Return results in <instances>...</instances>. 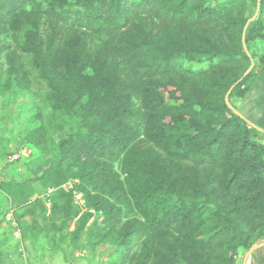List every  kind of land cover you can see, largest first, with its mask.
Wrapping results in <instances>:
<instances>
[{"label":"trees","instance_id":"1","mask_svg":"<svg viewBox=\"0 0 264 264\" xmlns=\"http://www.w3.org/2000/svg\"><path fill=\"white\" fill-rule=\"evenodd\" d=\"M245 1L0 0V36L23 34L53 109L77 120L60 161L120 225L123 264H237L264 241V143L226 102L260 70L264 0L246 76Z\"/></svg>","mask_w":264,"mask_h":264},{"label":"rangeland","instance_id":"2","mask_svg":"<svg viewBox=\"0 0 264 264\" xmlns=\"http://www.w3.org/2000/svg\"><path fill=\"white\" fill-rule=\"evenodd\" d=\"M257 2L245 1L248 15ZM22 42L23 34L0 36V264H123L127 250L119 239L120 225L106 221L60 161V141L77 131V120L53 109L49 88L32 54L21 50ZM9 49L17 52L25 77L10 73ZM254 49L262 60L264 42ZM207 66L185 62L186 68ZM255 139L264 143V134L257 130ZM25 148L31 150L28 156L11 161ZM9 209L15 221L10 226L3 220ZM133 240L131 252H139L140 242ZM125 264H133L130 257Z\"/></svg>","mask_w":264,"mask_h":264},{"label":"crops","instance_id":"3","mask_svg":"<svg viewBox=\"0 0 264 264\" xmlns=\"http://www.w3.org/2000/svg\"><path fill=\"white\" fill-rule=\"evenodd\" d=\"M236 104L238 110L249 120L264 128V63L261 64L260 70H257L255 76L252 78L246 95L236 101ZM9 211L11 210L9 209L7 212ZM3 220L10 226L9 221L6 220V216L3 217ZM247 264H264V247L259 248L251 254L247 260Z\"/></svg>","mask_w":264,"mask_h":264},{"label":"water","instance_id":"4","mask_svg":"<svg viewBox=\"0 0 264 264\" xmlns=\"http://www.w3.org/2000/svg\"><path fill=\"white\" fill-rule=\"evenodd\" d=\"M262 0H258L257 2V6H256V10L253 14V16L251 18H249V20L247 21V24L244 28V33H243V44H244V50L245 52L251 57V53L249 51V48L246 44V36H247V31H248V27L250 24H252L253 22H255V20L258 18L260 11H261V5H262ZM251 61L252 64L250 66V68L246 71L245 76L248 75L254 68L255 66V61L254 59L251 57ZM235 85L229 90V92L226 95V102L228 104V106L241 118H243L251 127L255 128L256 130H258L259 132L264 134V128L255 124L254 122H252L251 120H249L243 113H241L238 109L234 108L231 103H230V95L234 89ZM264 247V241L257 243L255 245H253L249 251L246 253L245 257H244V261L243 264H247V260L249 258V256L251 254H253L256 250H258L259 248Z\"/></svg>","mask_w":264,"mask_h":264},{"label":"built area","instance_id":"5","mask_svg":"<svg viewBox=\"0 0 264 264\" xmlns=\"http://www.w3.org/2000/svg\"><path fill=\"white\" fill-rule=\"evenodd\" d=\"M31 153V150H29L28 148L23 149L21 152L19 153H15L12 157H11V161H16L18 159L21 158V156H28ZM80 198V196H79ZM6 220L9 221L11 224H15V221L13 219V211H9L6 214ZM19 234V231L16 232V235Z\"/></svg>","mask_w":264,"mask_h":264}]
</instances>
